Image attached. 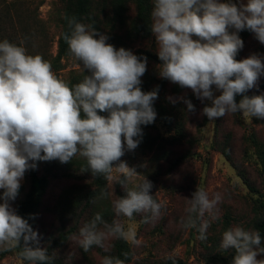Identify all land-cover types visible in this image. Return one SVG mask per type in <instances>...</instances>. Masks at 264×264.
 Returning <instances> with one entry per match:
<instances>
[{"label": "clouds", "instance_id": "obj_1", "mask_svg": "<svg viewBox=\"0 0 264 264\" xmlns=\"http://www.w3.org/2000/svg\"><path fill=\"white\" fill-rule=\"evenodd\" d=\"M153 5L151 34L158 45L159 76L190 89L202 103L210 101L201 111L208 121L237 112L264 120V94L245 95L264 76V57L236 59L243 48L239 32L248 30L264 44V0H153ZM65 19L68 51L90 73L74 86L60 79L42 55L28 54L24 39L19 46L7 39L0 42V251L20 249L19 257L29 264H46L52 257L40 246V234L10 202L38 161L65 164L80 156L87 162L81 171L93 177L111 180L114 171L121 174L126 194L112 202L117 217L131 221L134 214L146 213L150 216L142 222L147 223L159 217L162 207L150 194L153 184L148 179L128 188L138 173L121 160L125 150L139 146L142 126L151 125L157 116L153 102L159 86L147 92L140 87L147 57L115 48L107 43V35L75 16ZM214 90L220 94L214 95ZM238 95L242 98L237 102ZM177 99L187 112H195L191 100ZM110 195L101 191V198ZM187 200L188 215L181 226L197 228L198 238L204 240L208 225L197 227V220L214 209L220 196L210 200L204 188L197 187ZM109 238L137 242L134 225L125 227L119 220L109 224L100 213L80 228L76 239L88 252L93 246L105 247ZM261 243L259 231L235 226L223 233L220 249L234 250L231 264H264L257 258L264 255ZM102 264L124 261L105 256Z\"/></svg>", "mask_w": 264, "mask_h": 264}, {"label": "trees", "instance_id": "obj_2", "mask_svg": "<svg viewBox=\"0 0 264 264\" xmlns=\"http://www.w3.org/2000/svg\"><path fill=\"white\" fill-rule=\"evenodd\" d=\"M153 6V0H58L55 10L56 23L59 28L56 54L49 59L43 53H38L36 49H32L33 39L36 37L34 27L35 30L37 29L35 21L20 7L17 0H0V42L7 39L19 46L20 40L24 39L23 46L27 49L28 54L42 55L44 59L51 63L53 72L56 73L61 69V59L71 55L68 51V45L63 39V35L68 32L66 16H75L78 22L91 25L100 33L109 37L107 43L119 49L121 47L127 48L132 41L137 39L151 37ZM238 35L244 41L251 35V32L243 30ZM261 48H263L262 52L264 53V46ZM134 54L140 57L149 56L153 61L161 62L156 53L153 54L147 50L138 49ZM236 59L239 60L238 54ZM147 60L149 59L147 58ZM85 75H90L87 69L71 72L64 81L71 87L81 82ZM141 81L140 87L145 92L159 86L158 99L153 102V108L157 116L151 125L142 126L143 137L134 152L143 154L146 151V153L151 154L152 161L156 166L159 161H163L169 164L170 170H173L190 158L188 151L180 155L177 154V147L194 140L187 135L185 129L187 115L190 112H187L186 105L177 99L180 97L179 94L166 95L167 80L162 79L157 71L150 72L147 69L141 77ZM259 86L264 90V77ZM174 90L179 93L181 88L174 85ZM245 95H258V92L257 90L253 92L249 90ZM184 97L191 100L196 110L199 108L201 110L204 107V102L202 103L192 93H188ZM241 98L238 95L236 97L237 102ZM100 114L106 115V113ZM161 129H164L168 135L162 134ZM246 142L253 149L257 174L261 182L260 189H256L242 167L232 161L227 141L222 142L221 145L215 142L214 147L233 165L238 176L248 187L251 194L247 203L251 208L252 216L243 228L259 231L262 241L261 247H264V140L258 139L254 134H249ZM36 163V169H30L26 172L25 181L20 187L19 194L16 200L11 203L17 213L27 219L33 230L36 231L38 215L42 210L50 185L56 180L68 182L67 186L60 190L53 205L48 209L57 222L55 234H47L46 238L40 237V246L45 247L48 255L52 257L46 264H65L64 260L56 255L57 252L68 244L71 237L79 236L80 228L88 223L96 213H100L103 220L109 224L117 220L110 197L101 198L102 190L108 192V180L103 176L93 177L90 171L82 172V169L87 168V162L80 156L74 157L71 162L65 164L60 163L58 160L38 161ZM155 170L156 167L153 172ZM150 173L152 174L151 171ZM150 173L146 169L147 176ZM119 197H122V195ZM137 214H134V216ZM229 215H225L222 220V228L219 231L221 236L230 228L232 216ZM100 227L102 228V226ZM21 244H23V241H21ZM78 250L87 264H93L92 253L94 251L100 255L102 260L105 256H111L120 258L124 261V264H150L146 257L135 261L133 259L134 249L130 243L120 239L111 238V241L105 247L93 246L88 252H84L80 246H78ZM19 251L20 249L0 251V259L12 254L23 264H29L28 261H24L19 257ZM234 254L235 252L232 249L223 253L221 251L210 253L205 257V264H231ZM156 264H186V261L171 256L157 261Z\"/></svg>", "mask_w": 264, "mask_h": 264}, {"label": "rangeland", "instance_id": "obj_3", "mask_svg": "<svg viewBox=\"0 0 264 264\" xmlns=\"http://www.w3.org/2000/svg\"><path fill=\"white\" fill-rule=\"evenodd\" d=\"M10 1V0H7ZM20 7L35 21L36 37L33 39L32 49L43 53L47 58H53L56 54V44L59 28L56 23V7L58 0H17ZM237 2V0H233ZM246 2V0H244ZM98 38V37H97ZM261 44L254 33L243 41V48L238 52L239 60L245 59L252 54H258L263 57ZM133 53L138 50H147L150 53H156L158 45L154 37L147 39H137L132 41L127 48ZM147 69L151 71H160L161 62L153 61L147 56ZM82 64L72 55L61 59V69L55 74L62 80H65L69 73L82 71ZM262 76L258 81V87L250 91L257 90L258 95L264 94L260 88ZM174 85L167 80L166 95L185 96L192 93L190 89H182L179 93L174 90ZM193 94V93H192ZM214 90V95H219ZM194 95V94H193ZM172 97V96H170ZM210 101H204V106L210 105ZM200 110L190 112L187 115L185 123L186 133L194 140L177 147V154L189 152L190 158L184 161L178 167L170 170L169 164L159 161L157 166L152 161L151 154L143 152L127 151L121 157L129 167H135L138 175L132 178L128 183V188H133L143 182L146 178L152 182L153 188L150 194L161 204L162 212L159 217L143 223L142 220L146 213H138L131 221L125 217H117L121 223L127 227L134 225L136 232V243H130L134 249L133 259L135 261L146 257L150 264H156L157 261L167 257H178L186 261V264H205V257L213 252L221 251L220 243L222 241L221 233L222 220L225 215L230 214L232 221L229 227L240 226L243 228L251 214V208L247 203L250 191L238 176L237 170L223 156L217 148L215 142L219 145L227 141L229 144V153L232 161L238 163L245 171L246 176L251 180L256 189L261 188L256 162L253 156V149L246 142L249 134H254L258 139L264 140V120L256 118H245L241 113H230L224 117L208 121ZM160 132L168 135L164 129ZM118 163V162H116ZM116 163L114 166H116ZM155 172L153 170L155 169ZM146 169L149 176L146 174ZM123 176L113 172L112 179L108 180V192L111 193L110 200L113 202L124 196L126 193L120 185ZM24 179L21 185L24 183ZM65 180L54 181L47 192L44 205L38 215V227L36 231L40 237L46 238L47 234H55L57 222L49 213L48 209L53 205L54 200L61 189L67 186ZM197 187H202L208 193L209 199H213L217 194L220 200L211 212H206L203 217L197 220V227L206 223V239H199L197 228L185 229L181 226V221L186 219L189 207L187 199H191L192 193ZM0 190V195H2ZM2 202V201H0ZM11 203V202H10ZM12 204V203H11ZM12 207L14 205L12 204ZM228 213V214H227ZM229 215V216H230ZM215 234V236H214ZM78 236H73L68 244L57 252L65 264H87L78 250ZM213 240V243H212ZM111 241L106 240L105 246ZM258 259H264V255L258 256ZM93 264H102V258L95 251L92 253ZM0 264H23L14 255L9 254L0 259Z\"/></svg>", "mask_w": 264, "mask_h": 264}]
</instances>
